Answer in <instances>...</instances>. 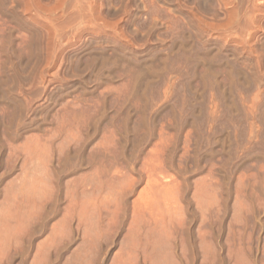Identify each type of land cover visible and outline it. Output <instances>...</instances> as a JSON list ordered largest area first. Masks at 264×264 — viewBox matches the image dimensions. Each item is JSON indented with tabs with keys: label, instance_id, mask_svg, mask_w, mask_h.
Instances as JSON below:
<instances>
[{
	"label": "rangeland",
	"instance_id": "rangeland-1",
	"mask_svg": "<svg viewBox=\"0 0 264 264\" xmlns=\"http://www.w3.org/2000/svg\"><path fill=\"white\" fill-rule=\"evenodd\" d=\"M0 264H264V0H0Z\"/></svg>",
	"mask_w": 264,
	"mask_h": 264
},
{
	"label": "bare ground",
	"instance_id": "bare-ground-1",
	"mask_svg": "<svg viewBox=\"0 0 264 264\" xmlns=\"http://www.w3.org/2000/svg\"><path fill=\"white\" fill-rule=\"evenodd\" d=\"M155 160V159H154ZM150 161H151V159H150ZM149 161V162H150ZM157 161H160V160H157ZM148 162V163H149ZM152 162H153V160H152ZM149 163V164H153V165H151V166H149V164L147 165L148 166V169H147V178H149L150 179V181L149 182H147L148 184L151 182V181H153L151 184H149V185H152L153 183H155V179L154 178H157V176H158V174L160 173L159 171L160 170H162V169H160V170H158L161 166H158L159 168H157V165H156V163L154 164V163ZM155 162V161H154ZM158 164V163H157ZM104 170V171H103ZM103 170H101V174H102V176H105V175H107V173L105 174V167H103ZM108 172V171H107ZM116 173L118 172V170L117 171H115ZM114 172V173H115ZM119 173V172H118ZM117 173V174H118ZM103 174H105V175H103ZM119 175V174H118ZM117 175V176H118ZM121 175H122V173H121ZM101 176V175H100ZM126 176V175H125ZM125 176H124V180H125ZM121 177V176H120ZM160 179H162V178H160ZM119 180V179H118ZM122 181V180H121ZM166 181V180H165ZM129 182H131V184L129 185V186H127V187H129V189L128 190H132L133 188L132 187H134V185L136 184L135 183V180H132L131 181V179H130V181ZM129 182H127V183H129ZM157 182V181H156ZM146 183V184H147ZM147 184V187H149V185ZM156 184H158V183H155L154 185H156ZM154 185L151 187L152 189H153V187H154ZM163 185H165V184H163ZM125 186H126V184H125ZM166 186V185H165ZM178 186V185H177ZM127 187H125L126 189H125V192H126V190H127ZM163 187V186H162ZM171 187V186H170ZM156 188V187H155ZM164 188H167V186L166 187H164ZM124 189V188H123ZM150 189V188H149ZM169 189V188H168ZM147 190V189H146ZM155 190V189H154ZM124 191V190H123ZM152 191V190H151ZM151 191H150V193H151ZM158 191V190H157ZM122 192V191H121ZM148 192V191H147ZM155 192V191H154ZM173 192V191H172ZM149 193V192H148ZM170 193H171V191H170ZM169 193V194H170ZM127 194V193H126ZM145 194V193H144ZM155 194V193H154ZM162 194V193H161ZM121 195V194H120ZM123 195H124V197H125V194H124V192H123ZM122 195V196H123ZM147 195V194H146ZM150 195V194H149ZM158 195V194H157ZM163 195V194H162ZM122 196H121V198H122ZM127 196V195H126ZM142 195H140V197H139V201H135V206L137 207V209H139V205H140V208H142L141 207V205H143V206H147L148 207V205H149V203H148V200L146 201V200H144L143 199V197H141ZM174 196V195H173ZM145 197V196H144ZM154 197V196H153ZM157 199H158V197H157ZM151 200H152V198H151ZM173 200H174V197H173ZM159 202V201H158ZM155 204H157V203H155ZM152 206V205H151ZM136 207H135V209L134 210H136ZM150 207V206H149ZM143 209V208H142ZM148 209V208H147ZM151 210H155V209H151ZM139 211H140V209H139ZM147 211V210H146ZM136 212V211H135ZM153 212V211H152ZM143 213V212H142ZM153 217V216H152ZM169 218V217H168ZM165 220V219H164ZM167 223V222H166ZM171 223V222H170ZM169 225V224H168ZM172 225V224H171ZM165 227L167 226V225H164ZM167 227H169V226H167ZM172 229H174V226L172 225V226H170ZM168 230V229H167ZM166 230V232H168Z\"/></svg>",
	"mask_w": 264,
	"mask_h": 264
}]
</instances>
